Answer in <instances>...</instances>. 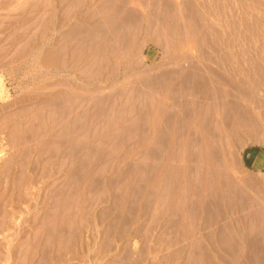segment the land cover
<instances>
[{"label":"rangeland","instance_id":"374dc122","mask_svg":"<svg viewBox=\"0 0 264 264\" xmlns=\"http://www.w3.org/2000/svg\"><path fill=\"white\" fill-rule=\"evenodd\" d=\"M0 83V264H264V0H0Z\"/></svg>","mask_w":264,"mask_h":264},{"label":"bare ground","instance_id":"6f19581e","mask_svg":"<svg viewBox=\"0 0 264 264\" xmlns=\"http://www.w3.org/2000/svg\"><path fill=\"white\" fill-rule=\"evenodd\" d=\"M15 20V19H14ZM5 27V26H4ZM7 27V26H6ZM2 29H3V27H1ZM5 31V30H4ZM19 35V34H18ZM234 69V68H233ZM218 75H220V74H218ZM236 75V74H235ZM219 77V76H218ZM4 86V85H3ZM3 86L1 85V83H0V97H1V93H3ZM82 96V95H81ZM3 99V98H2ZM58 102V101H57ZM55 104V103H54ZM53 104V105H54ZM57 104V103H56ZM81 104V103H80ZM65 106V105H64ZM79 106V105H78ZM82 106V105H81ZM54 107V106H53ZM61 107V106H60ZM59 107V108H60ZM61 108H63V107H61ZM63 110V109H62ZM65 110V109H64ZM68 111V110H67ZM71 111V110H70ZM73 111V110H72ZM71 111V113H73ZM79 114V113H78ZM64 116V115H63ZM249 117V116H248ZM77 121V120H76ZM68 122V121H67ZM70 122V121H69ZM77 122H79V121H77ZM76 124V123H75ZM74 124V125H75ZM73 127V126H72ZM77 127V126H76ZM80 127V126H79ZM72 131V130H71ZM74 131V130H73ZM49 132V131H48ZM67 132V131H66ZM77 132H78V129H77ZM80 132V131H79ZM77 135V134H76ZM42 137V136H41ZM82 137V136H81ZM65 138V137H64ZM63 138V139H64ZM69 138V137H68ZM81 139V138H80ZM52 140V139H51ZM58 140V139H57ZM62 140V139H61ZM50 141V140H49ZM78 141V140H77ZM43 142V141H42ZM41 142V143H42ZM52 142V141H51ZM59 142V141H58ZM74 142V141H73ZM62 143V142H61ZM77 143V142H76ZM44 144V143H43ZM75 144V143H74ZM61 145V144H60ZM65 145V144H64ZM82 145V144H81ZM38 146V145H37ZM63 146V145H62ZM76 146V145H75ZM72 147V146H71ZM82 148V147H81ZM43 151V150H42ZM79 151V150H78ZM76 153H77V151H76ZM48 154V153H47ZM50 154V153H49ZM38 155V154H37ZM50 156V155H49ZM12 160V159H11ZM46 163V162H45ZM49 163V162H48ZM81 165V164H80ZM15 166V165H14ZM7 167V166H6ZM23 167V166H22ZM34 168V167H33ZM79 168V167H78ZM8 169V168H7ZM21 170H23V169H21ZM35 170V169H34ZM81 170V169H80ZM15 171V170H14ZM4 172V171H3ZM46 172V171H45ZM14 173V172H13ZM80 173V172H79ZM3 175H5V173L3 174ZM24 175V174H23ZM44 175V174H43ZM13 176V175H12ZM30 177V176H29ZM13 178V177H12ZM23 179V178H22ZM12 180V179H11ZM17 181V180H16ZM4 183V182H3ZM14 184V183H13ZM32 184V183H31ZM30 184V185H31ZM1 185V184H0ZM21 185H22V183H21ZM12 187H14V186H12ZM22 187H23V185H22ZM16 188V187H15ZM19 189V188H18ZM20 189H22V188H20ZM9 192V191H8ZM18 192H20V191H18ZM60 192V191H59ZM53 193V192H52ZM64 193V192H63ZM61 194V193H60ZM47 196V195H46ZM49 196V195H48ZM54 197H55V195H53ZM61 196V195H60ZM63 196H64V194H63ZM17 197H18V195H17ZM16 198V197H15ZM19 198V197H18ZM17 198V199H18ZM42 198V197H41ZM57 200V199H56ZM20 202V201H19ZM47 202V201H46ZM62 202V201H61ZM21 203H22V201H21ZM34 203V202H33ZM50 204V203H49ZM53 205H54V203H52ZM63 204V203H62ZM4 205V204H3ZM16 205V204H15ZM12 207V206H11ZM29 207V206H28ZM67 207V206H66ZM15 208V207H14ZM18 208V207H17ZM0 209H1V207H0ZM47 209V208H46ZM82 209V208H81ZM6 210V209H5ZM44 210H45V208H44ZM61 210V209H60ZM8 211V210H7ZM46 212H48L47 210H45ZM66 211V210H65ZM1 212V211H0ZM51 212V211H50ZM61 212V211H60ZM38 213V212H37ZM53 213H55V212H53ZM53 213H51L52 215H50V213L48 212V214L50 215V216H53L54 214ZM70 213H72V212H70ZM7 214H8V212H7ZM6 214V215H7ZM42 214H44V212L42 213ZM47 213L46 214H44V218L43 219H40V220H42V222L39 220H37V217H36V220H35V218L34 219H31V221L30 222H28V224H27V226H26V230H24V233H25V231L26 232H28V233H30L31 231H33L34 229H35V227L37 228V226H36V222L38 223V224H40V228H41V232H40V234H36L35 235V237L32 239V237H30L29 238V243L31 244V247H32V249L33 248H35V250L36 251H41V252H43V253H45V255L48 253H50L51 252V250H52V246H53V244H51V243H53V239H54V230L52 231L51 229H56V227H54V228H50V226H49V222H51V219L49 218V215H48ZM63 214V213H62ZM81 214V213H80ZM58 215V214H57ZM5 216V215H4ZM19 216V215H18ZM43 216V215H42ZM12 217V216H11ZM61 217V216H60ZM64 217V216H63ZM67 217H70V216H68L67 215ZM41 218V217H40ZM49 218V219H48ZM80 218V217H79ZM59 219V218H58ZM61 219V218H60ZM65 219V218H64ZM82 219V218H81ZM4 220V219H3ZM2 220V221H3ZM10 220V219H9ZM12 221V220H11ZM57 221V220H56ZM66 221V220H65ZM18 222V221H17ZM22 222V221H21ZM78 222V221H77ZM18 223H20V222H18ZM68 223V222H67ZM66 223V224H67ZM51 224V223H50ZM64 224V223H63ZM23 226H24V224H22ZM55 225V224H54ZM54 225H52V227L54 226ZM59 225V227L56 229L57 231V235H59L60 237L63 235V237H65L66 235H65V232H66V228L61 224H58ZM10 226V225H9ZM8 226V227H9ZM21 226V225H20ZM39 226V225H38ZM67 226V225H66ZM67 228H70V227H68L67 226ZM8 230V229H7ZM10 230H11V228H10ZM19 230V229H18ZM70 230V229H69ZM77 230V229H76ZM75 230V231H76ZM5 231V230H4ZM23 231V230H22ZM73 231H74V229H73ZM17 232V231H16ZM19 232V231H18ZM21 232V231H20ZM11 233V232H10ZM36 233V232H35ZM38 233V232H37ZM69 233V232H68ZM71 233V232H70ZM18 234H21V233H17V235ZM23 234V233H22ZM31 234H33V233H31ZM25 234H23V236H24ZM70 236V235H69ZM72 236V235H71ZM58 237V236H57ZM8 239H10V238H8ZM57 240H58V238H57ZM60 240V239H59ZM65 240H66V237H65ZM19 241V240H18ZM26 242V241H25ZM24 242V243H25ZM60 242V241H59ZM85 242V241H84ZM12 243V242H11ZM28 243V244H29ZM75 243V242H74ZM61 244H62V242H61ZM67 244V243H66ZM70 244V243H69ZM27 245V244H26ZM60 245V244H59ZM84 245V244H83ZM10 246V245H9ZM22 246V245H21ZM62 246H63V244H62ZM71 246H74V245H71ZM79 246V245H78ZM15 248V250L13 249V251H9L8 250V252H9V259H12V260H15V259H18L19 258V256H20V252L22 251L19 247H20V245L18 244V242L16 243V245L14 246ZM25 247V246H24ZM54 247H56V246H54ZM58 247V246H57ZM66 247V246H65ZM10 248V247H9ZM59 248V247H58ZM67 248H69L68 246H67ZM30 249V248H29ZM63 249V248H62ZM71 249V248H70ZM74 249V248H73ZM67 250V249H66ZM15 251V252H14ZM27 251V250H26ZM32 251V250H31ZM70 251V250H69ZM34 251H32L31 252V254H30V261L28 262V264H37V262L35 261V259L36 258H38V257H40V256H38L37 254L38 253H33ZM59 252V251H58ZM26 253V252H25ZM24 253V254H25ZM82 253V252H81ZM41 255H42V253H40ZM39 254V255H40ZM27 255V254H26ZM36 255L38 256V257H36ZM53 255H55V254H53ZM28 256V255H27ZM27 256H26V258H27ZM43 256V255H42ZM56 256V255H55ZM20 257H22V256H20ZM47 258V257H46ZM50 258H52L51 256H50ZM49 257L47 258V261L45 260V258H44V256H43V261H44V263H42V264H50V261H48V259H50ZM22 259H24V257H22ZM62 260V259H61ZM22 261V260H21ZM21 261H18V263L19 262H21ZM25 261V260H24ZM40 261H42V260H39V262ZM17 262V261H16ZM60 262H63V261H60ZM87 262V261H86ZM23 263H25V262H23L22 261V264ZM84 263V262H83ZM16 264V263H15ZM21 264V263H20ZM39 264V263H38Z\"/></svg>","mask_w":264,"mask_h":264}]
</instances>
